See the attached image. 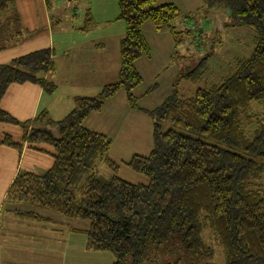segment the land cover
<instances>
[{
  "label": "trees",
  "instance_id": "trees-1",
  "mask_svg": "<svg viewBox=\"0 0 264 264\" xmlns=\"http://www.w3.org/2000/svg\"><path fill=\"white\" fill-rule=\"evenodd\" d=\"M16 1L0 0V13ZM161 1L119 0L118 19L125 23V33L117 79L97 95L73 97L72 109L60 120L44 110L19 121L1 106L13 84L33 83L46 94L56 92L57 86L43 77L55 69L52 49L0 64V124L19 126L23 134L18 142L0 133V148L21 153L25 144L38 151H43L40 144H47L54 150L46 172L17 173L5 201L88 221L86 249L111 252L114 264H216L215 245L223 250L224 264H264V114L252 110L264 100V0H204L210 8L226 6L233 25L253 30L251 54L236 57L233 69L219 82H206L188 97L172 85L160 105L145 109L134 94L143 83L137 62L144 55L152 57L143 26L151 22L157 31L166 29L175 47L192 34L175 25L179 7ZM94 26L88 9L78 30ZM6 32L0 19V51ZM174 57H180L177 51ZM210 57H202L181 78L197 84L209 69ZM120 91L132 109L152 119L151 152L125 162L145 183L124 180L120 165L109 155L113 141L85 126L86 118L101 112ZM102 165L109 177L101 173ZM14 213L44 220L33 211ZM209 231L215 245L207 240Z\"/></svg>",
  "mask_w": 264,
  "mask_h": 264
},
{
  "label": "rangeland",
  "instance_id": "rangeland-1",
  "mask_svg": "<svg viewBox=\"0 0 264 264\" xmlns=\"http://www.w3.org/2000/svg\"><path fill=\"white\" fill-rule=\"evenodd\" d=\"M47 2L49 8H46V0H19L18 4L15 3L0 13L2 23L7 27L5 48L0 51V64L11 63L13 59L33 51L51 48L52 43L55 46L56 54H58L62 45L86 38L85 35L74 31L73 27H78L83 23L85 14L90 9L91 13H94L96 27L88 37H106L108 43L106 54L113 55V61L109 60L110 65L115 69L120 67L117 40L124 35L125 23L118 19L119 0H47ZM161 2H172L179 7L180 15L175 25L180 29L187 28L192 34L186 35L184 43L175 47L174 41L166 29L157 31L151 22L143 26V33L151 47L152 57L149 59L144 55L137 62L143 83L134 91V94L139 97L137 104L141 108L152 109L160 105L172 92V85H174V90L188 97L197 88L203 87L206 82H219L221 77L233 69L235 58L248 57L254 47L253 30L247 26L233 25L229 17L230 11L224 5L210 8L204 0H162ZM48 17L51 19L50 22ZM174 51L179 53V58H171ZM206 55H211V57L209 69L203 79L197 84H193L181 78L187 70H194L197 62ZM150 88H152L150 92L145 94V91ZM57 95L59 96L56 102H59L63 96ZM124 96L125 92L120 91L118 99L113 100L114 103L110 101L105 105L103 113H92L88 118L87 126L92 131H99L107 135L113 141L109 155L120 165V176L124 180L131 183H145L147 179L127 167L125 162H128L135 154L148 155L150 153L153 148L152 119L149 115L140 113L141 115L135 118H139L140 125L138 126L137 120L130 115L127 117L128 114L124 110H128L126 109L128 103ZM46 98L48 97L43 98L42 103L46 102ZM125 105L127 106L125 107ZM252 110L255 113L264 114V100L259 104H254ZM120 113L124 116L123 122L118 121ZM7 126L18 130L19 133L16 132L14 137L21 136L19 134H22V130L19 126L10 124ZM5 131V125L0 124V133L4 134ZM40 145L47 148L49 152H54L50 145ZM3 150L6 149L1 147L0 156H2ZM31 152L28 150L26 158L20 162L22 167L20 170L25 171L32 167L28 160ZM12 161L16 162L17 159L12 157ZM46 166L36 169L45 171L44 167ZM100 171L105 177H109L110 173L105 165L100 167ZM4 185L6 184H0V198L6 191ZM28 207L19 203H9L5 199L1 204L0 264H11V257L22 256L20 252L26 246L29 235L28 230L24 227L29 224V220L19 221L18 219L15 222L12 211H31V208ZM65 219L67 220V218ZM70 221L71 219H69ZM72 222L69 227H89V222L86 220L72 219ZM9 225L13 227V230H7L11 227ZM46 225L51 227L54 224ZM7 236L10 238L9 241ZM206 237H210L207 240L212 245L216 244L210 231ZM214 248V262L224 264L222 248L217 245ZM83 261L90 262L91 260L83 259Z\"/></svg>",
  "mask_w": 264,
  "mask_h": 264
},
{
  "label": "crops",
  "instance_id": "crops-1",
  "mask_svg": "<svg viewBox=\"0 0 264 264\" xmlns=\"http://www.w3.org/2000/svg\"><path fill=\"white\" fill-rule=\"evenodd\" d=\"M18 1L19 0L15 3L18 4ZM45 5L46 8H49L47 1ZM92 16L95 21L94 13ZM48 21H51L50 17H48ZM81 25L73 27V30L85 35L86 38L79 39V41L75 40V42H72L71 44L62 45L58 54H56V49L53 43L50 46V49H52L53 52L55 51L52 58L55 69L51 74H49L50 76L44 74L43 77H49V79L57 86L56 92L52 95L46 94L39 85L33 83L13 84L9 87L1 101V106L4 110L19 121L33 119L40 111L44 110L48 111L49 115L54 120H60L64 118L72 109L73 97L78 95H97L104 85L116 81L119 68L115 69L113 68L114 66L110 65L111 62H109V60L111 59L113 61V55L106 54L108 46L107 38L101 36L88 37L90 32L93 31L96 26H94L90 31L83 32L78 30ZM123 36H120L117 40L118 49L120 40ZM56 59H58V62H56ZM147 90L145 91V94ZM57 94L63 96L62 100L59 102H56V99L59 96ZM118 95H120V92L115 97L109 99L105 105H107L108 102L110 103V101H112L111 103H114L115 101L113 100L118 99ZM53 96L54 98H52ZM44 97L48 98H46L47 100L45 103H42ZM119 99H121V97H119ZM124 99L128 103L126 94ZM127 105H125V107L127 106L126 109L128 110H124V112L128 114L127 117L130 115L135 119L141 115L140 113H144L142 111L132 109L129 104ZM104 109L105 106L102 111ZM102 111L96 113L101 114L103 113ZM59 112L61 113L57 114ZM90 116L91 114L88 118ZM88 118L85 120L87 128ZM123 118V114L120 113L118 121L123 122ZM135 120H137V124L139 126V118ZM3 125L6 127L5 133L10 134L14 139L16 138L15 140L18 142L22 141L23 134H19L21 136L14 137L16 132L17 134L19 133L18 130L11 128V126H7L9 124ZM2 147L6 150H3L4 152L2 156H0V182L3 180L0 184H6L4 185L6 186V191L0 198V208L3 200L6 198L7 190L14 177L19 171H22L20 170L22 169L20 162L23 158H26L25 156L28 150L32 151V154L28 157L32 167L30 169H26L25 171L42 174L53 164V157L51 155L52 152H49L44 146L39 145L38 148L43 151H38L31 149L25 144L21 153L18 151L17 153L16 150L5 146ZM12 157L16 158L17 161L13 162ZM43 166H46L44 167L45 171H38L36 169ZM30 208L31 211L43 217L44 220L24 219L16 216L14 213L15 210L12 211L15 222L18 219L19 221L29 220V224L24 227L28 230L27 233L29 235L26 246H24L23 250L20 252L22 256L11 257V264H114L115 257L111 252L87 251V235H84V233L88 228L69 227L70 223H73L71 218L58 215L54 212L36 206ZM65 218H67V220ZM69 219H71L70 222ZM45 223H53L54 225L49 227ZM7 230L11 231L13 230V227L11 226L7 228ZM9 239L10 238L7 236L8 241ZM83 259H90L91 261L84 262Z\"/></svg>",
  "mask_w": 264,
  "mask_h": 264
}]
</instances>
